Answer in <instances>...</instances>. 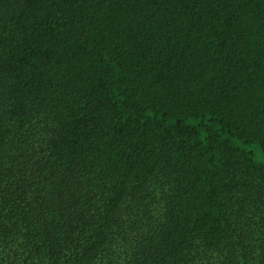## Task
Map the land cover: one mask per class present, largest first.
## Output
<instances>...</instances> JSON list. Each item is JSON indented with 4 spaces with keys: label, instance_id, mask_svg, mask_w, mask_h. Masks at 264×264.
Listing matches in <instances>:
<instances>
[{
    "label": "trees",
    "instance_id": "trees-1",
    "mask_svg": "<svg viewBox=\"0 0 264 264\" xmlns=\"http://www.w3.org/2000/svg\"><path fill=\"white\" fill-rule=\"evenodd\" d=\"M264 0H0V264H264Z\"/></svg>",
    "mask_w": 264,
    "mask_h": 264
},
{
    "label": "snow or ice",
    "instance_id": "snow-or-ice-1",
    "mask_svg": "<svg viewBox=\"0 0 264 264\" xmlns=\"http://www.w3.org/2000/svg\"><path fill=\"white\" fill-rule=\"evenodd\" d=\"M260 162H261V164H264V158H262Z\"/></svg>",
    "mask_w": 264,
    "mask_h": 264
}]
</instances>
